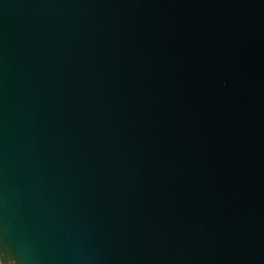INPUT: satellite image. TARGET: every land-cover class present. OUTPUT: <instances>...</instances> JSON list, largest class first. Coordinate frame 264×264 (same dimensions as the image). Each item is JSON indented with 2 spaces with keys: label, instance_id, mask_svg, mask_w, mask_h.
Returning <instances> with one entry per match:
<instances>
[{
  "label": "water",
  "instance_id": "95a60500",
  "mask_svg": "<svg viewBox=\"0 0 264 264\" xmlns=\"http://www.w3.org/2000/svg\"><path fill=\"white\" fill-rule=\"evenodd\" d=\"M1 264H264V0H0Z\"/></svg>",
  "mask_w": 264,
  "mask_h": 264
},
{
  "label": "bare ground",
  "instance_id": "6f19581e",
  "mask_svg": "<svg viewBox=\"0 0 264 264\" xmlns=\"http://www.w3.org/2000/svg\"><path fill=\"white\" fill-rule=\"evenodd\" d=\"M1 264V263H0Z\"/></svg>",
  "mask_w": 264,
  "mask_h": 264
}]
</instances>
